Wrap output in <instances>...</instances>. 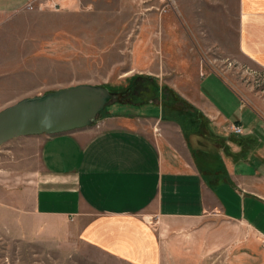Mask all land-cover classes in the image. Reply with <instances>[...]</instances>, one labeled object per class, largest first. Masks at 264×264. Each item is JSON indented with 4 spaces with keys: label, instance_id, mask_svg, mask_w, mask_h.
<instances>
[{
    "label": "crops",
    "instance_id": "obj_1",
    "mask_svg": "<svg viewBox=\"0 0 264 264\" xmlns=\"http://www.w3.org/2000/svg\"><path fill=\"white\" fill-rule=\"evenodd\" d=\"M29 1L0 0V11ZM45 4L80 9L91 21L107 8L110 25H127L129 69L120 79L143 75L146 97L113 103L93 124L71 132L13 138L26 148L35 144L40 165L32 210L24 213L66 226L42 233H71L124 264H162L148 218L202 220L218 211L264 242V104L206 62L194 78L167 79L157 70L199 67L204 35L229 64L264 75V0H175V10L161 13L152 9L159 0ZM231 124L242 133L231 132Z\"/></svg>",
    "mask_w": 264,
    "mask_h": 264
},
{
    "label": "rangeland",
    "instance_id": "obj_2",
    "mask_svg": "<svg viewBox=\"0 0 264 264\" xmlns=\"http://www.w3.org/2000/svg\"><path fill=\"white\" fill-rule=\"evenodd\" d=\"M45 2L36 0L32 7L22 8L10 3L8 10L0 11V111L79 84L101 85L115 95L96 120L113 103L145 101L143 75H131L130 81L120 79L129 69L127 25H110L107 8L91 21L80 9L62 12ZM159 2L152 8L157 13L175 10V0ZM200 37L199 67L185 65L176 72V67L159 66L158 72L164 69L167 79L194 78L206 62L252 101L264 104L263 73L253 66L229 64L224 51H216L214 42H206L207 36ZM20 140L0 145V264H124L79 242L71 233H42L65 231L60 219L24 213L32 210L30 191L40 165L36 145L26 148ZM148 220L161 242L162 264H264V242L246 225L228 221L218 211L202 220L157 216Z\"/></svg>",
    "mask_w": 264,
    "mask_h": 264
},
{
    "label": "water",
    "instance_id": "obj_3",
    "mask_svg": "<svg viewBox=\"0 0 264 264\" xmlns=\"http://www.w3.org/2000/svg\"><path fill=\"white\" fill-rule=\"evenodd\" d=\"M115 95L79 84L24 99L0 111V145L27 135H55L93 124Z\"/></svg>",
    "mask_w": 264,
    "mask_h": 264
},
{
    "label": "built area",
    "instance_id": "obj_4",
    "mask_svg": "<svg viewBox=\"0 0 264 264\" xmlns=\"http://www.w3.org/2000/svg\"><path fill=\"white\" fill-rule=\"evenodd\" d=\"M36 0H30L26 7H32L33 4L35 3ZM229 130L235 134H241L242 133V128L239 125L231 124L229 126Z\"/></svg>",
    "mask_w": 264,
    "mask_h": 264
}]
</instances>
